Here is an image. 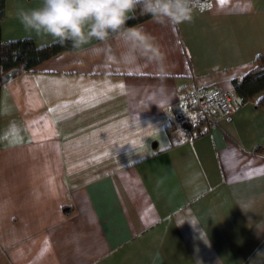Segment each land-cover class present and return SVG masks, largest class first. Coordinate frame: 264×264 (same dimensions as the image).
<instances>
[{
	"label": "crops",
	"instance_id": "0c3cea01",
	"mask_svg": "<svg viewBox=\"0 0 264 264\" xmlns=\"http://www.w3.org/2000/svg\"><path fill=\"white\" fill-rule=\"evenodd\" d=\"M41 3L6 0L4 42H58L17 18ZM134 27L155 55L91 38L2 88L0 264H264V109L235 99L197 139L179 120L264 58V0Z\"/></svg>",
	"mask_w": 264,
	"mask_h": 264
},
{
	"label": "clouds",
	"instance_id": "9594fccd",
	"mask_svg": "<svg viewBox=\"0 0 264 264\" xmlns=\"http://www.w3.org/2000/svg\"><path fill=\"white\" fill-rule=\"evenodd\" d=\"M137 12L162 24H180L191 17L189 0H42L39 7L18 9L17 18L25 30L46 33L61 43L70 40L74 46L91 38L103 42L117 34L131 45L123 54L128 60L136 49L148 56L155 55L150 35L128 25Z\"/></svg>",
	"mask_w": 264,
	"mask_h": 264
},
{
	"label": "trees",
	"instance_id": "16d2710c",
	"mask_svg": "<svg viewBox=\"0 0 264 264\" xmlns=\"http://www.w3.org/2000/svg\"><path fill=\"white\" fill-rule=\"evenodd\" d=\"M5 8L6 0H0V100L2 88L7 83L22 73L33 71L45 61L75 48L70 40H65L63 43L58 41L41 47L37 46L32 39L4 42L2 22L5 18ZM150 18L152 17L149 15H140L137 12L135 18L128 21V25L135 26ZM114 35L116 34H111L108 38ZM233 88L238 105L255 101L258 107L264 109V58L258 57L254 69L240 79L234 80ZM185 99L186 95L182 102ZM181 113L179 120L191 139H197L208 133L211 126L203 114L198 113L196 117L190 119L182 111Z\"/></svg>",
	"mask_w": 264,
	"mask_h": 264
},
{
	"label": "built area",
	"instance_id": "2783aa9c",
	"mask_svg": "<svg viewBox=\"0 0 264 264\" xmlns=\"http://www.w3.org/2000/svg\"><path fill=\"white\" fill-rule=\"evenodd\" d=\"M210 0H189L191 8L202 9ZM236 92L217 87L193 88L186 94V99L181 104V111L193 119L201 113L211 127L217 126L221 121H229L234 113Z\"/></svg>",
	"mask_w": 264,
	"mask_h": 264
},
{
	"label": "rangeland",
	"instance_id": "374dc122",
	"mask_svg": "<svg viewBox=\"0 0 264 264\" xmlns=\"http://www.w3.org/2000/svg\"><path fill=\"white\" fill-rule=\"evenodd\" d=\"M191 119V118H190Z\"/></svg>",
	"mask_w": 264,
	"mask_h": 264
}]
</instances>
